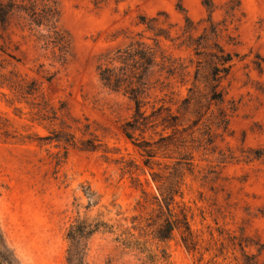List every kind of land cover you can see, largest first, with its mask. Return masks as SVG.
<instances>
[{
  "label": "rangeland",
  "instance_id": "rangeland-1",
  "mask_svg": "<svg viewBox=\"0 0 264 264\" xmlns=\"http://www.w3.org/2000/svg\"><path fill=\"white\" fill-rule=\"evenodd\" d=\"M56 2L71 41L63 64L26 20L0 28V46L15 56H3L6 72L41 86L26 99L0 88V237L15 264H67L68 233L79 221L102 225L89 238L86 264H244L246 255L264 264V0ZM148 29L170 38L157 40ZM138 40L160 41L186 66L170 79L158 66L149 75L143 110L165 104L180 115L181 131L165 141L174 132L163 131L160 118L129 138L135 103L100 80L99 64ZM220 47L234 66L221 78L225 102L218 104L209 81ZM45 103L57 119L40 112ZM220 110L226 130L217 126ZM63 132L77 139L67 153L56 140ZM92 138L98 151L80 149ZM145 142L155 155L150 163L138 146ZM176 168L183 172L176 201L189 209L200 242L192 253L177 230L168 241L155 236L161 213L153 174L171 180Z\"/></svg>",
  "mask_w": 264,
  "mask_h": 264
},
{
  "label": "trees",
  "instance_id": "trees-1",
  "mask_svg": "<svg viewBox=\"0 0 264 264\" xmlns=\"http://www.w3.org/2000/svg\"><path fill=\"white\" fill-rule=\"evenodd\" d=\"M14 17L26 20L30 31L39 30L37 31L39 33L38 41L43 42V47L46 49L52 48L56 58L62 64L66 62L71 41L69 35L59 28L60 11L56 0H0V28L7 30ZM187 21L190 22L188 17ZM41 29L43 31H40ZM148 30L155 32L157 40L162 36L170 38L164 29L163 31L161 29ZM1 37L2 35H0ZM187 46L190 47L189 45ZM0 50L3 52L0 53V88H8L24 99L36 97L41 88L39 82L36 79L25 78L13 70L6 72L5 61L7 59L3 56L7 55L11 58H15V56L2 46H0ZM158 57H160L159 61ZM212 57L216 59V65L213 68V78L209 81L212 87L211 100L220 104L225 102V97L222 92L217 91V88L220 86L221 78L227 77L231 73L234 66V55L220 47V54L213 53ZM155 66L159 67L161 75L166 74L167 79L174 76L177 70L186 68L180 59L168 55L162 49L160 41H157L156 47H152L140 40L131 42L126 47L119 48L110 61L100 63L98 66L100 80L103 85L113 92H122L135 103L133 122L127 123L125 128L129 138H133L130 132L131 129H138L142 126L148 127L150 123L157 121L159 118L160 121L156 124L162 126L163 131L172 130L174 132L162 137L161 141L171 139L175 133L181 131L180 115L174 113L172 107L163 104L157 109L154 105L151 114H147V111L143 110L147 104L145 99L149 96V75ZM221 73L222 75L220 76ZM191 102V96L183 101L187 106ZM40 112H52L54 114L53 118L57 119V110L48 103L41 107ZM218 120V128L226 130L229 119L223 110H220ZM56 140L65 144L66 153L68 152L67 146L77 145L76 136L70 132L58 133ZM97 141L96 138L82 140L80 149L98 151L99 145ZM150 144V142H145L144 145H138L148 157V161H146L148 163H150L149 159L155 156L152 154L151 149H148V146H151ZM180 164L182 162L177 161V165ZM171 176L173 178L170 180V176L159 173L153 174V179L159 186L160 197H156V199L159 201L158 205L161 213L159 215V217L161 216L160 223L156 228L155 236L160 241H168L173 237L174 231L177 230L181 234V241L185 248L191 253L196 252L199 250L200 242L192 228L190 211L185 205L176 201V196L181 193L180 185L183 172L181 169L176 168V171L171 173ZM101 226V223L92 225L87 221H79L70 228L68 233L70 247L68 249L67 264H86L89 238ZM129 242L134 243L133 240ZM248 244L245 239L240 241V247L244 254L245 247ZM246 256L251 259V262L247 261L244 264H258V261L255 260L256 256ZM15 263L16 257L13 251L8 247L4 238L0 237V264Z\"/></svg>",
  "mask_w": 264,
  "mask_h": 264
}]
</instances>
